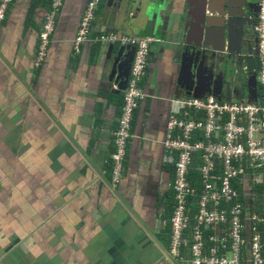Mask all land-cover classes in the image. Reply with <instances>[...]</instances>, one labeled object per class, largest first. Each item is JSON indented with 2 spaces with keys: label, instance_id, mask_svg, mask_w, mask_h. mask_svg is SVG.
<instances>
[{
  "label": "crops",
  "instance_id": "crops-1",
  "mask_svg": "<svg viewBox=\"0 0 264 264\" xmlns=\"http://www.w3.org/2000/svg\"><path fill=\"white\" fill-rule=\"evenodd\" d=\"M200 1L188 2L189 32ZM88 2L64 1L38 69L50 0H13L0 28V264H177L169 255L168 232L158 227L169 221L174 200V169L162 148L171 104L164 84L171 80L158 53L171 51L170 44L151 47L156 53L144 84L150 81L153 95L148 89L135 113L124 179L112 190L109 160L123 93L107 92V43L73 49ZM209 4L206 16L213 22L206 44L221 50L228 13L221 0ZM99 10L95 36L123 31L102 20ZM231 43L236 50L233 38ZM244 256L249 264L248 244Z\"/></svg>",
  "mask_w": 264,
  "mask_h": 264
},
{
  "label": "built area",
  "instance_id": "built-area-1",
  "mask_svg": "<svg viewBox=\"0 0 264 264\" xmlns=\"http://www.w3.org/2000/svg\"><path fill=\"white\" fill-rule=\"evenodd\" d=\"M64 1L50 0L39 35L36 69L48 55ZM102 1L87 3L73 49L81 52L89 42L136 48L109 160L110 187L116 190L124 179L135 113L148 96L143 82L154 40L115 32L91 37ZM12 5L13 0H0V28ZM258 5V99L208 94L171 101L163 147L164 160L174 169L169 188L175 206L169 222L158 226L169 228V255L179 264H246L247 244L248 263L264 264V0H258Z\"/></svg>",
  "mask_w": 264,
  "mask_h": 264
},
{
  "label": "water",
  "instance_id": "water-1",
  "mask_svg": "<svg viewBox=\"0 0 264 264\" xmlns=\"http://www.w3.org/2000/svg\"><path fill=\"white\" fill-rule=\"evenodd\" d=\"M221 0L228 17L221 28V36H225V48L210 51L206 44L207 29L213 22L207 13L210 10L209 0L200 1L199 18L194 19V29L189 32L187 25L190 11L188 2L184 0H104L100 6L99 14L106 23L121 26L124 30L138 32L154 40L155 49L170 44L171 51H158L163 57L170 82L164 85V95L170 101L179 94L202 98L208 94L215 95L220 99L227 97L232 99L228 93L233 92L235 77L240 71L254 69L259 60L250 50L247 12L256 7L259 12L258 3L251 0ZM241 1V2H240ZM184 6L181 8V4ZM234 7H233V6ZM180 7V8H179ZM235 10V11H233ZM224 16L226 15L223 13ZM171 28L167 29V25ZM240 32L239 44L241 49L231 50L232 38L235 31ZM112 29L107 33L115 32ZM100 34V33H98ZM94 36L92 30L91 37ZM235 40V39H234ZM90 44H94L89 42ZM236 43V42H235ZM105 44V43H102ZM109 52L104 61L107 64V83L109 90L114 94H121L127 88L131 65L136 48L134 46H117L108 44ZM156 51H152L154 55ZM150 69V67H149ZM151 72V71H150ZM111 89V90H110ZM146 89L151 95V83H147ZM258 81L256 72L252 73L247 81V92L234 99L248 97L251 100L258 99ZM149 95V94H148ZM155 96L158 94L155 92ZM176 95V96H175ZM248 234L251 235L250 230Z\"/></svg>",
  "mask_w": 264,
  "mask_h": 264
},
{
  "label": "flooded vegetation",
  "instance_id": "flooded-vegetation-1",
  "mask_svg": "<svg viewBox=\"0 0 264 264\" xmlns=\"http://www.w3.org/2000/svg\"><path fill=\"white\" fill-rule=\"evenodd\" d=\"M252 2L258 3V0H253ZM181 6H182V4H181ZM256 10H257V8L252 6L250 11L247 12L246 21L248 23L249 38L251 41L250 50L252 51V53L255 57L259 58V38H258L257 32L255 30L256 24H257V16H258V14L256 13ZM233 36H234L233 41H234V44L236 46L235 47L236 50H233V51L240 50L241 49L240 44H239L240 32H238V30H236L235 34ZM260 63L261 62H260V58H259V60L255 63V67H258V66L260 67ZM258 71L259 70H256V69H254L251 72H249L246 69L243 71H240L238 73V75L235 77V82L233 85L234 86L233 92L228 93V95H230L232 98H235V97H239L241 94H246V92H247V81H248L249 76L254 72H256V75H258ZM260 91H261V87H260V84L258 83V92H260ZM167 119H168V117H167ZM162 148L164 149L163 143H162ZM167 210H169V208H166V211ZM160 221L163 222L165 220H160ZM160 228L164 229L163 227H160ZM182 264H184V263H182Z\"/></svg>",
  "mask_w": 264,
  "mask_h": 264
},
{
  "label": "trees",
  "instance_id": "trees-1",
  "mask_svg": "<svg viewBox=\"0 0 264 264\" xmlns=\"http://www.w3.org/2000/svg\"><path fill=\"white\" fill-rule=\"evenodd\" d=\"M143 83H144V82H143ZM123 99H124V92H123ZM174 206H175V201L173 200V201L170 202V204H169L170 211H169V214H168V216H167V219H168V220H170L171 217H172V214H173V213H172V210H173ZM258 210H261V208H259ZM168 222H169V221H168ZM166 231L168 232V235H169V233H170L169 228H167Z\"/></svg>",
  "mask_w": 264,
  "mask_h": 264
},
{
  "label": "clouds",
  "instance_id": "clouds-1",
  "mask_svg": "<svg viewBox=\"0 0 264 264\" xmlns=\"http://www.w3.org/2000/svg\"><path fill=\"white\" fill-rule=\"evenodd\" d=\"M259 6V5H258ZM206 14H207V12H206ZM258 14H259V12H258ZM258 17V16H257ZM105 33H107V32H105ZM139 37V36H138ZM106 44V43H105ZM119 45V44H118ZM153 46V45H152ZM152 52V51H151ZM258 81V80H257ZM259 94V93H258ZM185 95H183V96H181V97H184ZM180 97L178 96V97H176L175 99H179ZM174 98L172 99V100H175ZM225 99H227V98H225ZM232 99H234V98H232ZM171 100V101H172ZM171 105V104H170Z\"/></svg>",
  "mask_w": 264,
  "mask_h": 264
},
{
  "label": "rangeland",
  "instance_id": "rangeland-1",
  "mask_svg": "<svg viewBox=\"0 0 264 264\" xmlns=\"http://www.w3.org/2000/svg\"><path fill=\"white\" fill-rule=\"evenodd\" d=\"M12 7V6H11ZM225 98H227V97H225ZM172 195H170V197H171ZM169 203V202H168ZM178 264V263H177Z\"/></svg>",
  "mask_w": 264,
  "mask_h": 264
}]
</instances>
